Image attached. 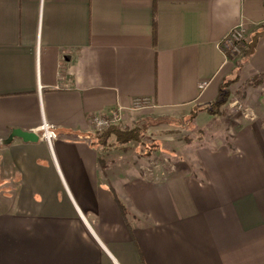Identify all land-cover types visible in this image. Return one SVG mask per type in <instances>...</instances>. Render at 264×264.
Listing matches in <instances>:
<instances>
[{"label": "crops", "instance_id": "0c3cea01", "mask_svg": "<svg viewBox=\"0 0 264 264\" xmlns=\"http://www.w3.org/2000/svg\"><path fill=\"white\" fill-rule=\"evenodd\" d=\"M239 24L253 49L225 57ZM263 73L264 0H0V264H264V115L198 148L195 173L126 178L91 123L118 109L179 148L170 116ZM15 128L38 141H8Z\"/></svg>", "mask_w": 264, "mask_h": 264}, {"label": "rangeland", "instance_id": "374dc122", "mask_svg": "<svg viewBox=\"0 0 264 264\" xmlns=\"http://www.w3.org/2000/svg\"><path fill=\"white\" fill-rule=\"evenodd\" d=\"M245 50H247V43L241 54L237 56L244 55L243 52ZM256 77L258 79L251 76L247 80H244L245 75L237 74L236 78L225 80L229 82L228 87H225L228 96L219 108V116H217L218 120L216 123L215 121L213 123L197 122L195 118L190 116V113L180 118L170 116L171 121L167 122V130H171L172 136H174L173 132L179 133L181 129L185 130V133L180 136V139H177L180 144H183L181 147H172L171 149L169 143L162 142L161 139L155 137V134L145 135V127L144 134L141 135L139 141H130L122 145L118 144L114 137H110L104 148L101 147L102 160L100 161L103 162L106 160L109 164L115 165L112 166V168L119 165L118 167L120 170L118 172L124 174L125 178L132 175H140L141 172L148 174H154L156 171L162 173L178 172V169L182 167H184V169L186 168L184 171H187V168H189L190 172L195 173L198 171L194 168L198 166L196 160V150L198 148H211L212 146L220 147L224 146V143L233 146L235 132L231 129L232 125H238L240 123V125L243 126L251 122V119H254V117L256 118L258 115H264V113L260 112L264 109V106L259 105V103L264 104V73ZM260 93L261 95H259ZM247 94H251L250 97L253 100L251 102L253 106L246 104L248 98H244V96H247ZM211 106L212 104L196 107L207 109L200 110L201 112L210 110ZM233 116L236 117L235 120ZM121 120L122 119L116 122L120 128L126 129L133 127V122L127 123ZM236 120L237 122H234ZM92 127L95 131L93 133L94 139L97 130L101 129L95 128L94 125H92ZM176 136L178 137L179 135L176 134ZM172 142H174V140ZM168 149L170 150L169 152ZM139 163L141 165V172L138 168ZM149 165L154 166L155 169L157 168L158 170H152ZM115 171L114 169L111 170V174H114ZM109 184L110 183H108V185ZM113 186L117 187L114 180Z\"/></svg>", "mask_w": 264, "mask_h": 264}, {"label": "built area", "instance_id": "2783aa9c", "mask_svg": "<svg viewBox=\"0 0 264 264\" xmlns=\"http://www.w3.org/2000/svg\"><path fill=\"white\" fill-rule=\"evenodd\" d=\"M246 44L245 26L239 24L229 30L219 43V48L225 57H235L241 54ZM205 83L201 85L203 87ZM150 99L147 97H138L132 100V109H142L150 105ZM121 118L120 110H112L107 114H95L91 118L92 125L97 129L106 128L110 124L118 122ZM122 121V120H121ZM43 135L47 139L55 136L54 132L47 125L43 126Z\"/></svg>", "mask_w": 264, "mask_h": 264}, {"label": "trees", "instance_id": "16d2710c", "mask_svg": "<svg viewBox=\"0 0 264 264\" xmlns=\"http://www.w3.org/2000/svg\"><path fill=\"white\" fill-rule=\"evenodd\" d=\"M253 43H254V41L249 44V47L247 48V50L244 51L245 54H249L252 51ZM256 76H254L255 79H258ZM228 85H229L228 81H225L220 85L218 97L212 103L210 110L207 111L208 113L218 114V112L220 110L219 109L220 106L225 102V100L228 96V92L225 91V87L226 86L228 87ZM200 110H207V109H203L202 107H196L195 106L191 109L190 116L192 118H195L197 113L200 112ZM144 130H145L144 126L122 129L118 126V124L113 123V124H110L106 128H103L101 130H97V134L94 137L93 142H95V144H97L99 146L103 145L102 147L104 148L107 140L110 137H114L115 140L118 142V144L123 145L127 142H130V141H139L141 138V135L144 134ZM121 209H122V207H121Z\"/></svg>", "mask_w": 264, "mask_h": 264}, {"label": "water", "instance_id": "95a60500", "mask_svg": "<svg viewBox=\"0 0 264 264\" xmlns=\"http://www.w3.org/2000/svg\"><path fill=\"white\" fill-rule=\"evenodd\" d=\"M13 137L21 138L24 142H36L39 139V135L34 131H24L18 128H15L11 131V134L8 137V141Z\"/></svg>", "mask_w": 264, "mask_h": 264}]
</instances>
